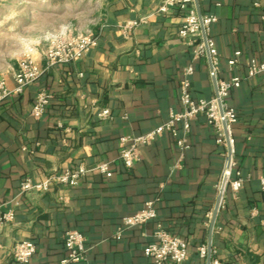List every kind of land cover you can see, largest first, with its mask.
Returning a JSON list of instances; mask_svg holds the SVG:
<instances>
[{
  "label": "crops",
  "instance_id": "1",
  "mask_svg": "<svg viewBox=\"0 0 264 264\" xmlns=\"http://www.w3.org/2000/svg\"><path fill=\"white\" fill-rule=\"evenodd\" d=\"M162 2L59 0V36L93 33L98 41L79 61L53 66L0 104V218L15 212L13 221L0 226V264H18L12 249L23 240L37 245L30 264H62L71 229L90 239L88 260L78 264H155L144 249L159 226L188 243L183 264L207 262L198 248L209 244L217 185L229 153L207 117L192 121L191 146L183 156L165 133L141 148L132 169L119 158L121 136L149 132L171 112L183 111L180 85L188 67L194 69V98L216 94L209 57H195L178 35L184 13H158ZM199 7L218 17L210 29L219 53L216 79L242 78L227 100L238 115L231 131L233 158L246 181L239 192L228 188L225 194L211 255L222 264H264V74L247 77L251 59L264 63V0H204ZM126 24L132 26L129 35L122 30ZM32 59L45 65V51ZM18 68L14 62L0 73L10 87ZM43 89L52 100L37 119L31 112ZM105 108L108 117L99 115ZM103 163H109L111 176L97 169ZM81 165L89 171L77 186L53 183L46 192L20 195L27 178L40 182ZM149 201L157 217L117 240V224Z\"/></svg>",
  "mask_w": 264,
  "mask_h": 264
},
{
  "label": "built area",
  "instance_id": "2",
  "mask_svg": "<svg viewBox=\"0 0 264 264\" xmlns=\"http://www.w3.org/2000/svg\"><path fill=\"white\" fill-rule=\"evenodd\" d=\"M200 1V0H199ZM174 9L184 13L180 28L179 37L185 44L194 48V56H208L211 63V75L217 76L219 69V53L214 39L210 36L211 25L218 21L214 14H199L195 0H163L158 7V13H167ZM264 17V15H263ZM132 26L128 24L122 26L125 34H130ZM98 38L93 33L81 35H61L54 38L47 51L45 52L46 64L40 65L34 59L27 57L19 62V68L14 74L15 86L10 87L4 77H0V104L5 102L10 96L20 94L31 84L38 82L42 76L53 66L57 64H69L82 59L94 46L97 45ZM241 53L236 52V56ZM230 64H235L232 59ZM193 67H188L181 80V101L184 106L181 112H171L170 118L163 124L140 135L121 136L120 160L124 167L132 169L140 160L141 148L153 144L159 137L169 133L176 141L181 151V156L190 148L189 133L191 123L199 115L207 117L208 123L212 125L217 133V142L228 145L232 149V158H228L223 170L220 182L217 185L218 194L222 195L220 207L226 203L225 194L228 188L235 193L239 192L244 184L245 177L239 169H236L234 155V139L231 135L232 127L238 121L236 109L228 102L231 91L240 87L242 78L234 76L229 80H217V92L210 98H194L191 87L190 76L193 74ZM259 74H264V63L251 59L247 77L253 78ZM52 100V94L49 90H41L36 98L35 105L31 115L34 118H41L47 111ZM102 117H108L110 110L105 108L100 113ZM182 123V128L178 123ZM225 124V125H224ZM229 157V153H228ZM102 172L111 176L109 163H103L97 166ZM88 168L81 165L77 169L65 168L62 171L49 176L47 179L35 182L31 178L25 179L21 184L20 195L36 191L46 192L53 183L63 184L70 187L79 185L81 179L87 174ZM261 188L264 190V171L260 175ZM66 199V197H61ZM14 210H9L2 214L0 226L7 221H13ZM157 217V210L154 201H149L140 211L125 216L121 225L118 227L114 237L119 240L122 238L125 230L143 226ZM154 241L149 243L145 249V255L151 258L155 264H183L189 258V247L186 240L165 230L161 226L154 232ZM65 247L67 256L62 260V264L81 263L88 260V248L86 246L87 238L79 230L71 229L65 233ZM37 252V245L31 240H23L14 245L12 249L13 257L18 264H30ZM200 257L205 261L208 257V247L201 245L198 248ZM202 264H207L204 262ZM211 264H222L218 258L211 259Z\"/></svg>",
  "mask_w": 264,
  "mask_h": 264
},
{
  "label": "rangeland",
  "instance_id": "3",
  "mask_svg": "<svg viewBox=\"0 0 264 264\" xmlns=\"http://www.w3.org/2000/svg\"><path fill=\"white\" fill-rule=\"evenodd\" d=\"M56 37L59 0H0V73L8 64L19 66L22 59L46 52Z\"/></svg>",
  "mask_w": 264,
  "mask_h": 264
},
{
  "label": "water",
  "instance_id": "4",
  "mask_svg": "<svg viewBox=\"0 0 264 264\" xmlns=\"http://www.w3.org/2000/svg\"><path fill=\"white\" fill-rule=\"evenodd\" d=\"M195 1H196L198 12L201 15L202 13H201L200 7H199V0H195ZM214 84H215V88H216V92H217V80L216 79L214 80ZM231 158H232V149L229 147V157H228V161L229 162H230ZM221 198H222V195L220 194L218 196V198H217V202H216V205H215V209H214L213 217H212V221H211L210 238H209V244H208L209 253H208V257H207V264H211V259H212V255H211V250H212V232H213V227H214V224H215L216 216H217V213H218L219 208H220Z\"/></svg>",
  "mask_w": 264,
  "mask_h": 264
},
{
  "label": "trees",
  "instance_id": "5",
  "mask_svg": "<svg viewBox=\"0 0 264 264\" xmlns=\"http://www.w3.org/2000/svg\"><path fill=\"white\" fill-rule=\"evenodd\" d=\"M203 1H204V0H200L201 5H202V2H203ZM88 170H89V168H88ZM122 220H123V219H122ZM122 220L117 224V228L121 225ZM130 229H131V228H130ZM127 230H129V229H127ZM127 230H125V232H126ZM116 231H117V230H116ZM125 232H124L122 238L124 237ZM84 235L87 237L86 246H87V248L89 249L88 244H89V242H90V239L88 238V236H87L86 234H84ZM122 238H121V239H122ZM121 239H119V240H121ZM198 253H199V252H198ZM66 256H67V252H66L65 257H66ZM65 257H64V258H65ZM71 264H78V263H71Z\"/></svg>",
  "mask_w": 264,
  "mask_h": 264
}]
</instances>
